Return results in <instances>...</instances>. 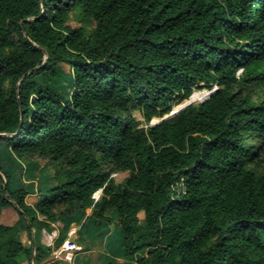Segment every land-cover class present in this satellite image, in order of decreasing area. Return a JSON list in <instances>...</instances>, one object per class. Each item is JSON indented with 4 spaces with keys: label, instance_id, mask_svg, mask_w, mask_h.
<instances>
[{
    "label": "trees",
    "instance_id": "obj_1",
    "mask_svg": "<svg viewBox=\"0 0 264 264\" xmlns=\"http://www.w3.org/2000/svg\"><path fill=\"white\" fill-rule=\"evenodd\" d=\"M262 87L264 0H0L1 150L53 170L30 204L0 158V264H60L110 213L123 264H264Z\"/></svg>",
    "mask_w": 264,
    "mask_h": 264
},
{
    "label": "rangeland",
    "instance_id": "obj_2",
    "mask_svg": "<svg viewBox=\"0 0 264 264\" xmlns=\"http://www.w3.org/2000/svg\"><path fill=\"white\" fill-rule=\"evenodd\" d=\"M70 24L72 26H79L81 25V21H79L78 18L72 17V20L70 21ZM93 26V25H92ZM91 26V27H92ZM70 83L67 78H62L60 80L59 88L64 93L70 91ZM264 88V87H262ZM259 90V89H258ZM203 90H195L193 92H203ZM192 94V95H193ZM209 97V96H208ZM207 97V98H208ZM207 98L204 99H196L194 101H191V97L184 101L182 104L176 106L173 110H177L184 105H189L191 103L198 104L203 101H205ZM133 115L136 116L139 120H143L140 112L138 110L133 111ZM160 121V119L156 118L151 123L156 124ZM1 144H0V158L1 162L4 164V166L9 167L14 173V181H13V187L19 188L23 185H28L29 189L32 191L31 195L28 196L27 201L32 202V199H38L44 196H48V189L53 184L52 182V174L53 170L49 167L46 160L41 159L39 157H32V158H26V159H17L11 154H6L1 150ZM264 158V154H263ZM262 167H264V161L262 162ZM262 171H264V168H261ZM128 175L127 172H117L115 173V181L118 183L123 182L125 177ZM102 194V193H101ZM15 212V211H14ZM92 210L88 209L87 214H91ZM112 216V223L102 232H99V235L90 234V241H87L86 238L89 236L78 234L79 230L81 229V226L84 222V220L76 221L71 224L69 228V232L67 235V240H70L71 242H75L79 245H82L85 251L78 252L75 255V258L73 260V263L65 262L64 259H56L60 264H79L84 260H87L89 258L88 253L91 256L92 264H123L125 262L124 258L118 254L114 253L113 250L119 246V242L121 239V229L117 226V217L114 213H110ZM15 216L18 218L16 212ZM54 233H58V230H62L64 225L62 222L58 221L54 225ZM35 232V229L33 230ZM73 231V233H71ZM42 237H44L45 244L48 242V232H42ZM106 237H109V245L106 244ZM21 240L25 244H29V239L26 232H23L21 234ZM60 248V247H59ZM58 249V248H56ZM55 249V250H56ZM54 253H52L51 257L54 258Z\"/></svg>",
    "mask_w": 264,
    "mask_h": 264
},
{
    "label": "built area",
    "instance_id": "obj_3",
    "mask_svg": "<svg viewBox=\"0 0 264 264\" xmlns=\"http://www.w3.org/2000/svg\"><path fill=\"white\" fill-rule=\"evenodd\" d=\"M215 88H216V85H213L212 89H215ZM204 90L210 91L211 89H204ZM114 175H115V173L112 174V177H115ZM100 196H101V190L94 193L93 198L95 201H97V200H99ZM43 232H47V231L43 230ZM71 233H73V231H71ZM57 235H58V233H54V232L49 233L48 232V239L49 240L46 243V245L53 246ZM82 251H83L82 245H79L75 242H71L70 240H66L60 248H58L56 250L54 249L53 255H54V259H64L65 261L72 263V261L75 258V255L78 252H82Z\"/></svg>",
    "mask_w": 264,
    "mask_h": 264
},
{
    "label": "crops",
    "instance_id": "obj_4",
    "mask_svg": "<svg viewBox=\"0 0 264 264\" xmlns=\"http://www.w3.org/2000/svg\"><path fill=\"white\" fill-rule=\"evenodd\" d=\"M31 195V194H30ZM28 198V197H27ZM37 199H35V197H34V199H32V202H28V203H30V204H33L35 201H36ZM16 220H17V217L15 216V212H14V210H12V209H10V210H6L4 213H3V215H2V221H4V223H6V224H13L14 222H16ZM99 232H102V230H96V231H94L93 233H89V234H87V236H89L88 238H86L87 239V241H90L91 240V238H90V234H93V236L94 235H99ZM42 242L43 243H45V241H44V237H42ZM106 244L107 245H109L110 243H109V237H106ZM83 251H85L84 250V248H83ZM88 255H89V258L87 259V260H84V261H82L81 263H79V264H92V259H91V256H90V254L88 253ZM66 263H67V261H65ZM72 263H73V261H72Z\"/></svg>",
    "mask_w": 264,
    "mask_h": 264
},
{
    "label": "bare ground",
    "instance_id": "obj_5",
    "mask_svg": "<svg viewBox=\"0 0 264 264\" xmlns=\"http://www.w3.org/2000/svg\"><path fill=\"white\" fill-rule=\"evenodd\" d=\"M210 91L209 90H205L203 92H197V93H194L192 96H191V101H194L196 99H204V98H207L209 95H210Z\"/></svg>",
    "mask_w": 264,
    "mask_h": 264
},
{
    "label": "water",
    "instance_id": "obj_6",
    "mask_svg": "<svg viewBox=\"0 0 264 264\" xmlns=\"http://www.w3.org/2000/svg\"><path fill=\"white\" fill-rule=\"evenodd\" d=\"M214 90L215 89H211L210 90V93L212 94L213 92H214ZM210 94V95H211ZM210 95H209V97H210ZM192 96V95H191ZM208 97V98H209ZM187 105H184L183 107H181V108H179V109H177V110H172V112L169 114V115H167V116H165L164 118H167V117H169V116H173V115H175L176 113H178L180 110H182L183 108H185ZM14 204H15V202H14ZM16 205V204H15ZM34 244H35V242H34ZM32 260H33V264H35V259H34V256L32 257Z\"/></svg>",
    "mask_w": 264,
    "mask_h": 264
}]
</instances>
